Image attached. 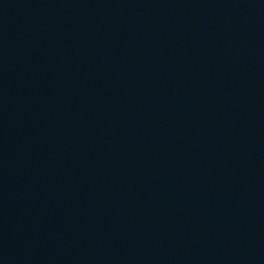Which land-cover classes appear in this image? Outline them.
Masks as SVG:
<instances>
[{
	"label": "water",
	"instance_id": "obj_1",
	"mask_svg": "<svg viewBox=\"0 0 264 264\" xmlns=\"http://www.w3.org/2000/svg\"><path fill=\"white\" fill-rule=\"evenodd\" d=\"M0 264H264V0H0Z\"/></svg>",
	"mask_w": 264,
	"mask_h": 264
}]
</instances>
